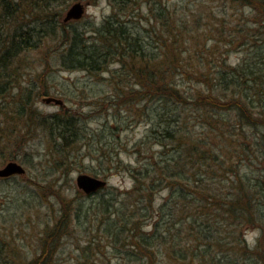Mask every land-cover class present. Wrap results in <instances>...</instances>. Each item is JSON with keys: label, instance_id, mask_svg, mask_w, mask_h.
<instances>
[{"label": "trees", "instance_id": "trees-1", "mask_svg": "<svg viewBox=\"0 0 264 264\" xmlns=\"http://www.w3.org/2000/svg\"><path fill=\"white\" fill-rule=\"evenodd\" d=\"M100 1L0 0V158H39L61 179L119 168L129 149L116 150L115 121L90 133L79 115L37 108L58 73L85 72L115 91L102 104L130 93L122 104L148 125L125 166L134 187L68 198L53 181L50 222L16 248L0 241V264H264V0H108L98 25L59 20ZM29 193L23 217L40 199ZM70 240L69 262L56 255Z\"/></svg>", "mask_w": 264, "mask_h": 264}, {"label": "rangeland", "instance_id": "rangeland-1", "mask_svg": "<svg viewBox=\"0 0 264 264\" xmlns=\"http://www.w3.org/2000/svg\"><path fill=\"white\" fill-rule=\"evenodd\" d=\"M221 2L223 1L213 4L221 5ZM73 4L75 3L70 4L67 8L58 9V11H62L61 16L59 17L60 21L64 20L67 11ZM110 13L111 7L109 6L108 0H101L97 4H89L87 7V13L81 20L80 25H93L94 22L98 25ZM33 17H35V14L26 19L25 22L33 21ZM4 19L0 16V24H3ZM73 22L75 21H72L71 25ZM234 58L235 57L232 58V61ZM57 76L58 80H62L64 85L60 84L59 82L56 83L58 87H55V92L52 93L50 97L61 100L62 104H57L55 102L46 103L44 99L47 97H43L36 101L37 108L44 114L69 111L74 115H79L83 118V122L88 127L90 133L101 132L106 128L111 129V126L115 121L118 126L117 132L114 134L116 139V150L124 149L125 146H127L129 150H127L128 152H121L119 168L115 172H112L111 175L104 176L102 174L101 179L107 181L108 187L116 188L119 190V192H126L127 190L132 189L134 187V181L130 174L125 170V166L128 164L130 166H134V164L137 165L138 158L133 154L132 151L134 146L145 137L148 130V125L143 121L139 122V118H135V115L132 114V111V115H130L128 112V108H130L129 103L122 104L123 102H127V100L123 99H128L131 94L128 93L126 97L113 98L112 100H109L110 102L107 101L102 104V100L106 97H114L113 92L115 91L113 88H106L105 90L100 91V87L95 85L94 83L96 82L89 79L85 72H63L58 73ZM67 87H69L67 96L63 97V92H61V94L57 93L58 90L60 92L61 89L65 90ZM111 137H113L112 134ZM85 152H87V150H85ZM20 160L21 159L18 160L19 163L26 165ZM30 160L32 161L31 164H33V166H25L27 169L26 175L12 176L8 179L0 177V241H6V243H9V246L14 248L20 244V239L23 234L22 229H25L26 227V235L29 237V240H33V238L37 236L38 231H41V229L38 230L39 223H42L40 225L41 228H45L46 223L48 221L50 222L53 208L50 209L48 207V205L44 202V197H48V200H50V202L53 204L58 202L57 197H55L54 193L52 192L53 189L51 184L53 181L58 183L61 188V194H64L63 196L72 198L78 197L79 193L81 192L76 184L78 175L88 174L94 176L93 173L87 168L86 170L81 171L76 167L77 169H74L70 172L69 178L65 176L64 179H61L62 175L60 173L54 175H52L51 172L46 173L44 171L46 165L42 168L39 158H30ZM8 162L10 161H4L0 158V169H2ZM84 164L91 167H97V163L92 162L90 156H86ZM34 181L43 184L41 185L42 187H39V185H37ZM26 191L40 196V199L37 202H29L33 203L30 204V208L32 207L33 209L30 210V212H27L23 217L22 212L20 210H16L20 208L18 203L21 200H24V198L30 196V193L25 194ZM43 193L46 194L43 195ZM167 194L168 192H164L161 196H159V199L157 198L158 203H160L162 201L161 198ZM73 233L76 236L74 238L80 237V231L78 229H75ZM257 234V231L250 230L247 235L248 240L250 242L255 241L256 237L258 236ZM70 241V247L63 248L56 255L58 258H62L61 260L70 262L76 256V246L71 245L74 240ZM25 243L30 244L29 242H26V240ZM32 246L30 247L29 245L31 257L34 255L35 245Z\"/></svg>", "mask_w": 264, "mask_h": 264}, {"label": "water", "instance_id": "water-1", "mask_svg": "<svg viewBox=\"0 0 264 264\" xmlns=\"http://www.w3.org/2000/svg\"><path fill=\"white\" fill-rule=\"evenodd\" d=\"M89 4L77 2L73 4L66 13L64 18L65 22H72L81 20L87 13V7ZM46 103L55 102L62 104V101L53 97H47L44 99ZM27 169L23 164L18 161L8 162L2 169H0L1 178H10L12 176H19L26 174ZM78 188L87 195L97 193L107 186V181L98 177H94L88 174H80L76 179Z\"/></svg>", "mask_w": 264, "mask_h": 264}]
</instances>
